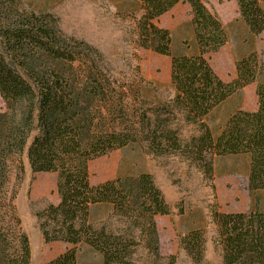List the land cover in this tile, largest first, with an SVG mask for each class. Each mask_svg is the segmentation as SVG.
<instances>
[{
  "label": "trees",
  "instance_id": "trees-1",
  "mask_svg": "<svg viewBox=\"0 0 264 264\" xmlns=\"http://www.w3.org/2000/svg\"><path fill=\"white\" fill-rule=\"evenodd\" d=\"M124 12L135 23L137 45L170 58L173 97L167 104L147 109L141 91L148 82L139 68L131 76H116L103 64L101 53L83 40L65 35L58 18L36 13L19 0H0V264H31V250L16 212L17 186L24 173L22 157L33 173H55L58 202L35 216L45 243L70 245L43 264H78V246L87 245L102 264H137L142 247L149 264H175L176 256L159 253L155 223L170 208L153 176L115 177L96 185L89 180L88 163L130 144H140L155 155L179 153L202 165L212 177L213 155L249 156L252 199L264 190V82L255 87V110L238 109L213 136L207 117L233 94L255 82L263 65L252 52L235 61V77L221 79L206 55L227 42L219 17L207 0H131ZM191 9L197 53L173 51L171 32L157 25L175 5ZM238 12L252 34L264 30L262 0H236ZM167 115V118L162 116ZM180 116L198 131L182 141L174 121ZM109 205L122 228L95 226L91 208ZM222 264H264V210L212 211ZM180 246L194 264L204 259L205 239L193 229Z\"/></svg>",
  "mask_w": 264,
  "mask_h": 264
},
{
  "label": "rangeland",
  "instance_id": "rangeland-1",
  "mask_svg": "<svg viewBox=\"0 0 264 264\" xmlns=\"http://www.w3.org/2000/svg\"><path fill=\"white\" fill-rule=\"evenodd\" d=\"M21 5L36 13L49 12L58 18L61 31L83 40L95 47L102 55L105 68L114 75L131 76L139 71L148 84L141 91L142 103L150 109L167 104L173 97L170 84V58L158 55L137 45L135 23L124 12L131 0H19ZM264 3V0H262ZM207 8L214 12L227 33L223 49L206 55L216 74L224 81L235 77V61L255 52L263 65L257 80L249 84L246 92L230 96L211 111L206 122L216 136L228 117L240 109L244 99L250 109L257 107L255 87L264 82V30L252 34L238 12L236 0H207ZM126 11V10H125ZM191 20V9L185 2L175 5L161 16L157 25L172 34L173 51L191 55L197 53ZM244 94V95H243ZM244 96V98H243ZM6 106L0 96V112ZM243 109V108H242ZM256 109V108H255ZM167 118V115L162 116ZM174 127L182 141L197 136L192 124H186L180 116ZM212 177L204 172L202 165L192 163L179 153L155 155L145 144H130L88 163L89 180L92 185L115 177L136 176L150 173L170 208L168 215H157L155 223L158 234L159 253L163 258L176 256L175 264H194L180 246V239L193 229L204 232V259L210 264H222V251L217 243V229L212 221L214 208L222 212H246L257 206L264 210V190L251 198L249 192V156L246 154L213 155ZM24 173L17 186L16 212L23 232L27 235L31 250V264H43L70 247L64 242L45 243L36 219V212L59 200L56 192L55 173H33L27 159L22 157ZM91 221L95 226L108 229L122 228L120 219L113 217L109 205L91 208ZM133 259L137 264H149L151 256L139 247ZM78 264H102V257L87 245L78 246Z\"/></svg>",
  "mask_w": 264,
  "mask_h": 264
},
{
  "label": "crops",
  "instance_id": "crops-1",
  "mask_svg": "<svg viewBox=\"0 0 264 264\" xmlns=\"http://www.w3.org/2000/svg\"><path fill=\"white\" fill-rule=\"evenodd\" d=\"M225 46V45H224ZM223 46V47H224ZM223 47L222 48H220V49H223ZM246 88H247V86L246 87H244L243 89H242V93L244 92H246L245 90H246ZM244 95V94H243ZM243 98H244V96H243ZM254 107H253V109H250V107H248V104L246 103V101H245V99H244V104L241 106V108H243V109H245V110H250V111H252V110H255V108H256V106H255V104L253 105Z\"/></svg>",
  "mask_w": 264,
  "mask_h": 264
}]
</instances>
